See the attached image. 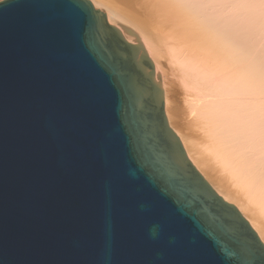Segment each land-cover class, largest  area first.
<instances>
[{"label":"water","instance_id":"water-1","mask_svg":"<svg viewBox=\"0 0 264 264\" xmlns=\"http://www.w3.org/2000/svg\"><path fill=\"white\" fill-rule=\"evenodd\" d=\"M117 26L90 0H0V264H264Z\"/></svg>","mask_w":264,"mask_h":264},{"label":"bare ground","instance_id":"bare-ground-1","mask_svg":"<svg viewBox=\"0 0 264 264\" xmlns=\"http://www.w3.org/2000/svg\"><path fill=\"white\" fill-rule=\"evenodd\" d=\"M90 1L139 35L169 128L264 245V0Z\"/></svg>","mask_w":264,"mask_h":264}]
</instances>
